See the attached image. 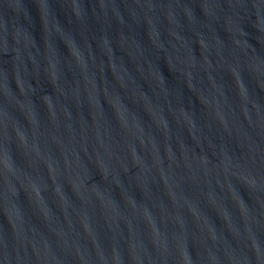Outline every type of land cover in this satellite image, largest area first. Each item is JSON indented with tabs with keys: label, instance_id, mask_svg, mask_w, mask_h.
<instances>
[{
	"label": "water",
	"instance_id": "water-1",
	"mask_svg": "<svg viewBox=\"0 0 264 264\" xmlns=\"http://www.w3.org/2000/svg\"><path fill=\"white\" fill-rule=\"evenodd\" d=\"M0 264H264V0H0Z\"/></svg>",
	"mask_w": 264,
	"mask_h": 264
}]
</instances>
